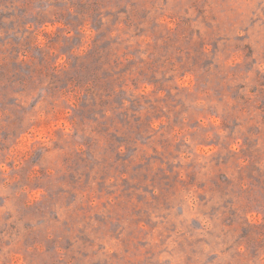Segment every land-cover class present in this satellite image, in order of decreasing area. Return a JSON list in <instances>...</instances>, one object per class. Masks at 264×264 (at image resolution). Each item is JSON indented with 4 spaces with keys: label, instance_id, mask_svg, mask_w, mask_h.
I'll return each instance as SVG.
<instances>
[{
    "label": "rangeland",
    "instance_id": "obj_1",
    "mask_svg": "<svg viewBox=\"0 0 264 264\" xmlns=\"http://www.w3.org/2000/svg\"><path fill=\"white\" fill-rule=\"evenodd\" d=\"M0 264H264V0H0Z\"/></svg>",
    "mask_w": 264,
    "mask_h": 264
}]
</instances>
